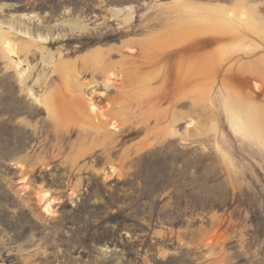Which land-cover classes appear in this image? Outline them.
<instances>
[{"label": "rangeland", "instance_id": "rangeland-1", "mask_svg": "<svg viewBox=\"0 0 264 264\" xmlns=\"http://www.w3.org/2000/svg\"><path fill=\"white\" fill-rule=\"evenodd\" d=\"M213 25L244 77L166 84L153 46ZM232 96L264 113V0H0V264H264Z\"/></svg>", "mask_w": 264, "mask_h": 264}, {"label": "bare ground", "instance_id": "bare-ground-1", "mask_svg": "<svg viewBox=\"0 0 264 264\" xmlns=\"http://www.w3.org/2000/svg\"><path fill=\"white\" fill-rule=\"evenodd\" d=\"M215 10L213 9L211 11L216 13ZM192 11L193 10H191V12ZM196 13L197 12H195V14ZM193 18H197V17L195 16ZM228 30H229L228 27H223V25L222 26L213 25V26H208L205 28L195 26L193 32H191L189 36L184 37L183 35H178L180 36L179 38L177 36L178 39H174L170 41L164 40L158 43L157 45H154L153 49L155 50L156 55H157L156 64L160 66L159 73L161 77L164 79L165 83L166 84L170 83V85L173 84L174 86L181 88L185 81L184 73H186V75L189 74L190 78H194L197 83H199L201 78L205 76L206 77L210 76L214 79H217L218 75H220V73H222L223 71L225 72V74L223 73L222 74L225 78H228L229 76H231L232 79H238V80L242 79L245 73L243 72L241 68H239L238 71H235L236 67L234 65L226 68L228 65V58H226L227 51L225 53V51L219 50L221 51L219 52V54L208 55V57L206 58L204 57V53H203L204 48L202 44L197 40L200 36H203L205 34L206 35L207 34H225L226 33L225 31H228ZM175 54L178 55L177 56L178 61L176 63L172 59ZM184 60L189 61L187 62L188 65L186 66V69L184 68L185 67L184 63H181ZM110 71L103 72L102 74V77L106 79V84L112 83L114 79H117L116 74ZM259 89H261V87H259ZM225 99L228 104H231L230 96ZM88 101H89L88 105L90 104L89 112L92 111V114L90 112V115H88L87 119L88 120H98L99 118L98 114L100 112V108L97 105H95V102L92 99ZM252 105H254L253 102H252ZM252 105H248L246 103L240 102L232 96V105L231 106L229 105V109H230L229 115L231 116V119L230 118L229 119L232 120L231 122L236 132H238L239 134L247 138L254 139L260 145H264V113L262 111H259L258 109H255L256 107L254 108ZM112 127H114L115 130L117 129L116 126H112ZM44 196L46 197L48 196V194H45ZM50 205L51 203L47 205L48 210H50V207H51Z\"/></svg>", "mask_w": 264, "mask_h": 264}]
</instances>
